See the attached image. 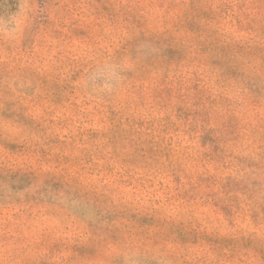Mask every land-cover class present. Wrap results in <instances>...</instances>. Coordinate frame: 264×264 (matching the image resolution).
Returning <instances> with one entry per match:
<instances>
[{
	"label": "rangeland",
	"instance_id": "rangeland-1",
	"mask_svg": "<svg viewBox=\"0 0 264 264\" xmlns=\"http://www.w3.org/2000/svg\"><path fill=\"white\" fill-rule=\"evenodd\" d=\"M0 264H264V0H0Z\"/></svg>",
	"mask_w": 264,
	"mask_h": 264
}]
</instances>
